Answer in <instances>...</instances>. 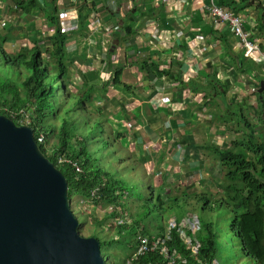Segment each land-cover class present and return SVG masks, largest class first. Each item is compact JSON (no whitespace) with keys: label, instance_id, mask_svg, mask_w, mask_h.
Segmentation results:
<instances>
[{"label":"crops","instance_id":"0c3cea01","mask_svg":"<svg viewBox=\"0 0 264 264\" xmlns=\"http://www.w3.org/2000/svg\"><path fill=\"white\" fill-rule=\"evenodd\" d=\"M210 3L0 0V40L9 54L38 44L45 55L54 51L57 32L64 35L68 89L75 97H91V112L105 119L118 172L181 197L209 190L210 184L221 188L226 168L217 148L234 149L253 133L264 137V89L259 92L264 65L244 57L231 27L215 29L206 11ZM218 5L248 14L245 30L263 43L264 0H221ZM259 10L261 19L255 15ZM127 20L135 22L131 37ZM120 69L121 86H115ZM221 191L223 199L226 191ZM129 198L130 193L121 198L126 207ZM192 203L197 202L189 199ZM131 221L127 224L134 228L138 221ZM119 222L113 224L119 227Z\"/></svg>","mask_w":264,"mask_h":264},{"label":"trees","instance_id":"16d2710c","mask_svg":"<svg viewBox=\"0 0 264 264\" xmlns=\"http://www.w3.org/2000/svg\"><path fill=\"white\" fill-rule=\"evenodd\" d=\"M131 11L132 9L128 11V19L132 16ZM81 17L82 22L83 19L85 21L83 14ZM126 26L127 36L131 37L135 34V22L127 20ZM260 29L264 32L263 21L260 23ZM53 40L54 51L48 49L45 54L50 60L43 55L38 44L32 49L25 48L18 54H9L5 48L6 43L0 40V57L3 61H0V66L4 63L8 68L6 71L2 70L6 76L0 74V114L12 118L20 126L29 125L34 129L36 138L44 135L45 142L40 143L42 151L68 177L72 201L79 195L99 204L121 207L128 215L130 214L128 207L119 204L121 198L129 193L121 182L125 178L124 174L117 171L118 175H114L104 170V167L81 146L82 139L74 136L69 116L72 114L71 100L77 98L83 104V111H88V115L92 116L89 113L91 97L81 99L70 93L66 80L69 67L63 63L66 37L58 31ZM262 48L264 51V41ZM12 72L18 73V80L11 75ZM121 75V69L115 73L113 80L115 86H121ZM61 92L63 97L59 96ZM6 109L24 110L30 121L24 124L22 121H26L24 118L13 117ZM53 136H57L58 141H55L50 149L48 141ZM215 152L220 155L222 166L226 168L225 180L221 184V188L226 191V197L220 204L226 206L234 215L231 235L240 243L242 255L246 259L254 264H264V137L259 138L253 133L245 143L234 144V149L220 151L217 148ZM58 156L79 163L82 172H78L71 164L58 165ZM200 200L205 201L204 210L207 208L212 210L207 196H201ZM109 216L117 217V212ZM139 225L142 226L141 223H137L132 228L134 232L132 235L135 236L136 232L149 237L166 234L164 229L158 234H151L145 227ZM201 226V230L192 235L200 244L196 257L181 240L177 231L171 233L168 246L181 257L178 264H217L221 248L219 232L214 223L206 222ZM119 230L123 232L124 228L120 225ZM101 245L103 249L105 243L101 241ZM130 249L137 252V239ZM134 264L169 262L157 253L139 257Z\"/></svg>","mask_w":264,"mask_h":264},{"label":"water","instance_id":"95a60500","mask_svg":"<svg viewBox=\"0 0 264 264\" xmlns=\"http://www.w3.org/2000/svg\"><path fill=\"white\" fill-rule=\"evenodd\" d=\"M81 225L68 177L34 129L0 114V264H108Z\"/></svg>","mask_w":264,"mask_h":264},{"label":"rangeland","instance_id":"374dc122","mask_svg":"<svg viewBox=\"0 0 264 264\" xmlns=\"http://www.w3.org/2000/svg\"><path fill=\"white\" fill-rule=\"evenodd\" d=\"M262 13V10L255 12L257 19H261ZM244 17L247 23L248 14L244 13ZM0 61H2L1 57ZM7 69L3 63L0 66V74L6 76L7 74L2 70L6 71ZM11 75L18 80V73L12 72ZM56 88L58 89V86ZM62 94V92L59 93V96L63 97ZM72 99L70 107L72 114L69 116H71L73 125L71 128L74 131V136L82 139L81 146L85 148L90 156L92 155L99 165L104 167V170L118 175L117 166L114 165L116 156L112 148L113 138L106 127L105 119L94 116V112H89L92 114V116H89L88 111H83V104L77 98ZM93 103L90 102L89 106H93ZM28 121L30 120L25 121V123ZM55 141H58L57 136L50 137L49 145L47 144L50 149ZM216 173L219 179H223L224 173L222 174L218 170ZM121 182L130 193L128 207L130 218L141 223L151 234H158L163 228L166 230L172 217L180 219L196 216L200 219L201 224L214 223L216 230L219 232L221 248L217 264H254L242 255L240 243L233 239L231 235V224L234 215L226 206L220 204L222 198L219 197V194H222L223 191L218 186L210 184L209 190L206 189L194 194L185 193L181 197H174L168 196L167 192L164 191V187L150 189V186L154 184L153 182H150L147 186L134 179L123 178ZM94 195H96V191ZM201 196L209 198L212 210L209 208L203 209L205 201L200 200ZM189 199H193L197 203L189 205ZM86 200L88 199L78 195L72 201L73 209L82 224L80 227L81 234L85 237H96L105 243L102 251L104 258L109 261L108 264H126L128 258L133 255L130 246L135 244L138 234L136 232L135 236L132 235L134 232L127 222L131 224L133 222L126 214L125 209L123 211L121 207L118 208L111 204H100L98 206L90 202L93 200ZM121 200L119 204L126 207L122 202L124 200ZM85 211L87 212L85 213ZM113 212H117V217L109 216ZM118 218H120L119 226L121 225L124 228L123 232H120L119 227L113 224Z\"/></svg>","mask_w":264,"mask_h":264},{"label":"built area","instance_id":"2783aa9c","mask_svg":"<svg viewBox=\"0 0 264 264\" xmlns=\"http://www.w3.org/2000/svg\"><path fill=\"white\" fill-rule=\"evenodd\" d=\"M220 0H211L210 4L206 5V11L209 17L214 21V27L216 30H221L224 26H229L233 30V35L239 42L243 49L244 57L254 61L256 64L264 65V51L262 48V41L257 39H252L249 33L245 30V17L244 15L235 13L232 9L227 7H222L218 5ZM252 7H250L251 9ZM130 10V9H129ZM69 30L64 29V32L68 33ZM7 112L11 113L13 117L21 116L26 121L29 120V115L25 113L24 110L21 111H10L6 109ZM24 124V120H22ZM39 143L45 142L44 135H40L37 138ZM57 164H71L78 172H82V168L79 163L74 160L58 156ZM201 229L200 221L196 216H190L184 219L182 222H177L171 219L166 229V234L163 236H153L149 237L143 233H139L137 236L138 249L132 256H130L126 264H134L139 257H146L150 254H159L161 257L169 262V264H178L181 257L174 252L172 247L168 246L169 241H171V233L177 231L180 238L186 244L187 248L190 249L193 256H197L199 253L200 244L197 242L192 235H195ZM191 233V234H190Z\"/></svg>","mask_w":264,"mask_h":264},{"label":"clouds","instance_id":"9594fccd","mask_svg":"<svg viewBox=\"0 0 264 264\" xmlns=\"http://www.w3.org/2000/svg\"><path fill=\"white\" fill-rule=\"evenodd\" d=\"M168 228V227H167Z\"/></svg>","mask_w":264,"mask_h":264}]
</instances>
